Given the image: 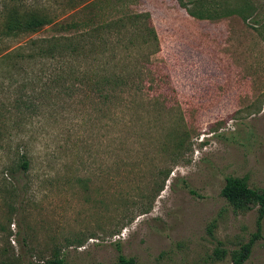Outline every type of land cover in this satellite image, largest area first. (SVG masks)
<instances>
[{"label":"rangeland","instance_id":"374dc122","mask_svg":"<svg viewBox=\"0 0 264 264\" xmlns=\"http://www.w3.org/2000/svg\"><path fill=\"white\" fill-rule=\"evenodd\" d=\"M203 9L216 17L187 13ZM12 13L50 23L6 37ZM135 13L148 14L155 46L139 43ZM118 20L119 45L99 30L90 57H38ZM15 50L36 57L0 61V264H230L256 209L233 211L224 180L264 189V0H0V55ZM93 60L137 92L108 109L92 108L88 87L66 90L58 77ZM243 264H264V217Z\"/></svg>","mask_w":264,"mask_h":264},{"label":"trees","instance_id":"16d2710c","mask_svg":"<svg viewBox=\"0 0 264 264\" xmlns=\"http://www.w3.org/2000/svg\"><path fill=\"white\" fill-rule=\"evenodd\" d=\"M179 3L181 0H178ZM192 1V0H189ZM181 6H183L181 4ZM183 8V7H182ZM189 16L195 19H202V20H209L216 17V14L211 15L208 10H197V11H189L187 10ZM149 16L147 13H135L132 14L129 18L130 22L137 23L142 21L141 28L135 29V33L139 38V43L144 44L145 41L151 40L155 46V35L153 29L148 24ZM50 21L45 17H37V16H18L15 13H12L8 16L3 24V35L6 37H15L17 35L23 33H33L38 30V28L42 27L43 25L49 24ZM143 23H147L148 25L145 27ZM61 26L62 30H67L74 28L77 29L78 25L76 24H63ZM123 26V20H118L113 22L112 24H105L100 29V26L93 27L86 33L84 36L87 37V40L80 39L79 36L68 37L66 38H59L54 39L52 41L46 42L45 49H39L38 57H43L41 59H53L56 60H66L76 59L83 55L86 51V55L89 57L98 51H93L92 49H85L88 44V47L95 46V39L96 36L94 32H99V30H106L107 32L113 30L110 33H114L117 35L116 45L121 43L120 37V29ZM130 35V34H129ZM131 37H136L131 35ZM130 37V38H131ZM137 38V37H136ZM132 39L127 41V44L131 43ZM100 43L105 44L104 40H101ZM116 45H114L116 47ZM15 51L7 52L6 54L0 55V61L6 60L8 57H11L12 54L17 56L19 60H25L26 62L29 60L31 61L36 57L33 53L26 55L25 57H21L20 53ZM83 59V58H82ZM51 60V61H53ZM65 61V63H66ZM92 63H96L94 66V70L82 71L77 72L70 71L65 74L62 73L59 79H66L68 78L71 80L69 82L66 90L70 91H78L79 87H88V92L94 94L97 98L95 108L97 106H105L108 109L112 108L114 104L117 103V96L120 93H136L137 92V85L134 83V79H131L129 74L125 73H118L114 70H106L103 62L99 60H93ZM61 71V70H60ZM62 72V71H61ZM69 74V75H68ZM124 74V75H122ZM86 85V86H85ZM73 93V92H72ZM19 104H22L20 100H18ZM31 106V105H30ZM17 167L25 171L27 169V160L23 155H21L16 161ZM220 196L227 202V204L232 208L235 212H246L251 208L256 209V220H255V233L252 237L248 240L246 244L240 246V248L236 251L231 252L230 254V264H243V262L248 258L251 246L253 244V240L258 238L260 235V224L264 217V189L263 190H254L249 188L244 179L236 178V177H226L224 180V184L220 190ZM26 264H64V262L58 258L54 257L51 259H47L44 261H37V262H28ZM115 264H134V261L131 258H124L122 256H117Z\"/></svg>","mask_w":264,"mask_h":264}]
</instances>
